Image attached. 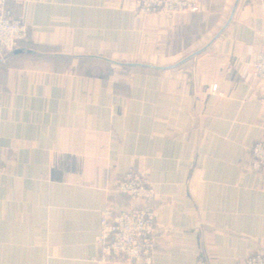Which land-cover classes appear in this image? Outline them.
<instances>
[{
  "label": "crops",
  "instance_id": "1",
  "mask_svg": "<svg viewBox=\"0 0 264 264\" xmlns=\"http://www.w3.org/2000/svg\"><path fill=\"white\" fill-rule=\"evenodd\" d=\"M28 38L0 61V264H92L133 167L157 192L154 264L264 252L254 51L264 0L138 14L134 0H11ZM217 86V91L210 92Z\"/></svg>",
  "mask_w": 264,
  "mask_h": 264
},
{
  "label": "built area",
  "instance_id": "2",
  "mask_svg": "<svg viewBox=\"0 0 264 264\" xmlns=\"http://www.w3.org/2000/svg\"><path fill=\"white\" fill-rule=\"evenodd\" d=\"M11 0H0V61L8 58L29 35L28 27L11 11ZM138 14L174 15L196 13L200 0H134ZM250 65L252 79L261 83V102L264 105V47L254 51ZM217 91V86L210 89ZM247 171L260 178L258 189L264 191V140L247 152ZM115 192L128 197L130 207L115 211L105 207L101 212L98 248L92 264H154L158 229L156 225L157 192L147 175L133 167L118 181ZM241 264H264V252H256Z\"/></svg>",
  "mask_w": 264,
  "mask_h": 264
},
{
  "label": "water",
  "instance_id": "3",
  "mask_svg": "<svg viewBox=\"0 0 264 264\" xmlns=\"http://www.w3.org/2000/svg\"><path fill=\"white\" fill-rule=\"evenodd\" d=\"M13 53L16 54V55H18V54H22V53H24V51H22V50H16V51H14Z\"/></svg>",
  "mask_w": 264,
  "mask_h": 264
},
{
  "label": "trees",
  "instance_id": "4",
  "mask_svg": "<svg viewBox=\"0 0 264 264\" xmlns=\"http://www.w3.org/2000/svg\"><path fill=\"white\" fill-rule=\"evenodd\" d=\"M21 45V43L19 44V46Z\"/></svg>",
  "mask_w": 264,
  "mask_h": 264
}]
</instances>
